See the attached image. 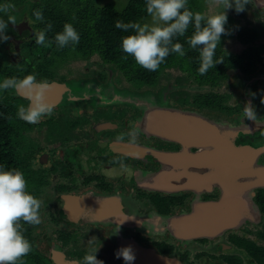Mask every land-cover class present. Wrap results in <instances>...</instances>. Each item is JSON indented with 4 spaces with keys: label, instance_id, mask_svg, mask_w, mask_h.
<instances>
[{
    "label": "flooded vegetation",
    "instance_id": "1",
    "mask_svg": "<svg viewBox=\"0 0 264 264\" xmlns=\"http://www.w3.org/2000/svg\"><path fill=\"white\" fill-rule=\"evenodd\" d=\"M4 3L15 5L17 23L0 29V82L35 75L51 85L46 98L56 106L29 124L16 116L30 104L25 94L0 90V168L21 170L42 201L41 224L21 221L33 246L24 264H81L91 248L103 264H125L115 254L130 244L178 264H264V184L248 185L264 168V0L227 10L230 34L216 49L222 62L207 74L198 73L200 48L188 43L193 21L172 41L185 55L170 53L145 77L126 74L100 34L79 31L74 49H60L37 45L36 33L51 41L62 31L47 29L56 14L76 30L79 18L127 10L123 23L162 24L146 0ZM188 8L217 11L208 0ZM249 102L255 121L244 117ZM133 123L137 141H118Z\"/></svg>",
    "mask_w": 264,
    "mask_h": 264
},
{
    "label": "clouds",
    "instance_id": "2",
    "mask_svg": "<svg viewBox=\"0 0 264 264\" xmlns=\"http://www.w3.org/2000/svg\"><path fill=\"white\" fill-rule=\"evenodd\" d=\"M251 0H208L210 9H217L214 13L193 12L188 8L189 0H146V12L154 22L162 24L149 25L137 22H117L116 27L127 31L134 30V34L122 37L121 49L128 56L134 58L136 64L148 71H157L161 64L166 62L170 53H176L180 57L185 55L183 45L173 43V37L184 36L189 25L194 21V33L188 43L191 48H200L198 73L205 75L222 62L216 58V49L220 45L222 35H227L228 22L227 10L234 8L237 13L246 10ZM15 5L10 3L0 4V13L7 16V21L0 17V29H6L9 22L17 23L16 16L10 14ZM36 21H43L42 10L33 12ZM202 21L206 23L202 26ZM51 22L47 29H51ZM8 40L9 37H3ZM56 46L60 49L69 46L74 47L80 42V35L71 23H65L63 30L54 37ZM45 31L36 33V44L50 46ZM170 46V47H169ZM51 85L48 82L37 81L35 75H27L23 79L10 77L0 82V90L21 91L30 100V104L18 106L16 116L29 124H38L45 116H52L55 104L46 98V92ZM264 102V100H262ZM256 111L251 102L244 106V117L256 120ZM11 119V117H9ZM139 135L138 126L133 123L127 133L119 134L116 139L128 143H135ZM125 167L123 160H115ZM28 183L24 173L19 169L4 170L0 168V264H24V257L33 251L31 242L24 236L21 221L36 226L42 223L40 210L42 201L28 190ZM97 249L91 248L83 257L81 264H103L97 259ZM116 258L121 257L125 264H131L135 260V254L131 248L122 247L116 252Z\"/></svg>",
    "mask_w": 264,
    "mask_h": 264
},
{
    "label": "trees",
    "instance_id": "3",
    "mask_svg": "<svg viewBox=\"0 0 264 264\" xmlns=\"http://www.w3.org/2000/svg\"><path fill=\"white\" fill-rule=\"evenodd\" d=\"M99 15L95 18L86 17V18L77 19V21H83L82 23H78V25H75L79 28L77 29V31L78 32L87 31L88 34L95 33L104 36L106 38L105 41L107 40L109 43H111L113 46V51L116 52V53L113 52L112 54L113 59H115L118 62L119 67L121 69H124V71L127 72L126 74L130 76L134 75L136 77H141L142 75L144 77L148 76L149 75L148 70L136 64L133 57L128 56L127 59L124 58L126 54L122 51L120 47L122 37L134 34V32L130 30L124 31L122 29H119L116 27V23L118 21L123 22V20L127 21L128 18L131 16L130 10L124 11L122 13L121 12L114 13L112 17H108L106 14H104L102 17ZM93 20H101V22L99 25H97L93 22ZM61 21L64 22L66 21V19H64L63 16H59L58 14L54 16L51 15V24H52L51 31L53 28L60 29L59 27H63ZM51 41L54 42V37L52 35V32H51Z\"/></svg>",
    "mask_w": 264,
    "mask_h": 264
},
{
    "label": "water",
    "instance_id": "4",
    "mask_svg": "<svg viewBox=\"0 0 264 264\" xmlns=\"http://www.w3.org/2000/svg\"><path fill=\"white\" fill-rule=\"evenodd\" d=\"M248 153L250 156L256 155V153L253 151H249ZM255 174L257 175V180H255L254 182L250 181L248 185L250 186L255 183H257L258 185L264 184V168L256 169ZM127 246H131L135 256L141 259L144 262L143 264H178L177 262L162 258L153 250L144 249L136 245L133 246V244Z\"/></svg>",
    "mask_w": 264,
    "mask_h": 264
}]
</instances>
